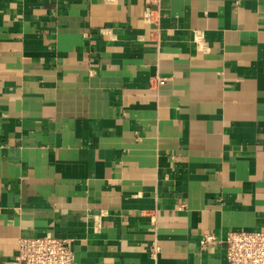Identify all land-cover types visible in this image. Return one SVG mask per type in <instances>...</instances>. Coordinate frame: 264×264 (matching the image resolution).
Listing matches in <instances>:
<instances>
[{
	"label": "crops",
	"instance_id": "crops-1",
	"mask_svg": "<svg viewBox=\"0 0 264 264\" xmlns=\"http://www.w3.org/2000/svg\"><path fill=\"white\" fill-rule=\"evenodd\" d=\"M160 1L0 0V264H227L264 231V0Z\"/></svg>",
	"mask_w": 264,
	"mask_h": 264
},
{
	"label": "built area",
	"instance_id": "built-area-1",
	"mask_svg": "<svg viewBox=\"0 0 264 264\" xmlns=\"http://www.w3.org/2000/svg\"><path fill=\"white\" fill-rule=\"evenodd\" d=\"M158 0L156 7L145 11L144 21L159 27L163 15ZM159 32V29L157 30ZM155 85L165 86L167 79L158 78ZM213 235L205 236V242L213 241ZM227 264H264V231L230 232L225 238ZM158 252L151 248L152 255ZM16 264H78L76 239L51 236H24L19 239V248L14 258Z\"/></svg>",
	"mask_w": 264,
	"mask_h": 264
}]
</instances>
